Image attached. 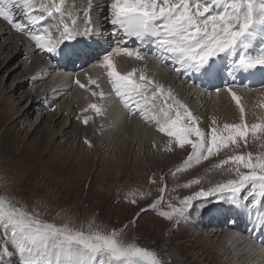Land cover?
Here are the masks:
<instances>
[{
  "label": "snow or ice",
  "instance_id": "6c2138e0",
  "mask_svg": "<svg viewBox=\"0 0 264 264\" xmlns=\"http://www.w3.org/2000/svg\"><path fill=\"white\" fill-rule=\"evenodd\" d=\"M105 4L110 36L116 44L102 61L111 94L118 98L129 116L139 115L146 124L154 125L157 132L169 138L170 144L174 142L181 148L191 146L192 151L183 167H190L193 162L199 164L229 145L240 147L243 141L246 146L249 135L261 139L264 121L250 126L246 123L241 97L231 86H226V91L239 109L240 122L220 126L213 117L205 131L199 126V118L170 88H165L143 70L138 77L136 68L121 73L112 53L145 61L149 53L143 49L151 46V55L157 63L167 60L174 72L208 81L225 70L229 75L257 72L264 75V0H105ZM14 10L26 22H18ZM36 12L41 14L35 15ZM54 13H63V0L61 3L56 0H0V18L18 32H27L29 25L44 21L45 14L51 17ZM55 30L58 36L49 28H43L39 34H28L36 48L49 55H60L68 60L91 55L88 49L75 45L61 47L64 41L90 35L94 31L90 18L83 31L76 29L75 21L70 27L63 20ZM129 41H134L135 47H128ZM75 83L88 90V85L80 80ZM89 84L100 87L91 77ZM91 95L101 102L89 103L82 111L92 110L103 115L107 110L103 103L105 93L92 91ZM88 120L89 117H84L83 122L87 124ZM85 143L92 146L87 139ZM223 165H230L227 170L234 174V179L183 197L178 204L169 203V210L160 211L158 215L179 226L181 221L189 222L198 211L192 204L194 199L216 196L233 208L243 209L254 228L264 231V153L234 154L216 167ZM160 191V200L149 208L155 210L163 201L165 189ZM0 229V239L4 241L0 246V264H4L5 257L9 260L18 257V264H163L157 252L123 239V234L116 229L103 232L93 228L92 223L87 231L68 223L57 226L42 220L38 213L28 212L3 198H0ZM260 253L264 254V243L260 245Z\"/></svg>",
  "mask_w": 264,
  "mask_h": 264
},
{
  "label": "rangeland",
  "instance_id": "374dc122",
  "mask_svg": "<svg viewBox=\"0 0 264 264\" xmlns=\"http://www.w3.org/2000/svg\"><path fill=\"white\" fill-rule=\"evenodd\" d=\"M3 23L8 30L0 31V198L38 213L42 220L57 226L68 223L87 231L92 223L93 228L103 232L116 229L123 234V239L157 252L163 264H236L234 252L227 249L229 244L212 233L215 228L226 231L229 227L225 224L199 226V220L195 223L193 219L197 211L189 222L181 221L177 226L158 212L168 211L169 203L178 204L183 197L234 179V174L227 170L230 165H216L234 154L264 153V135L261 139L249 135L246 146L243 141L240 147L229 145L199 164L193 162L190 167L183 164L192 151L191 146L181 148L174 142L170 144L163 133H159L156 141L146 142V146H142L139 137L130 139V149L122 155L119 150L111 149L107 139L100 140L102 134L91 130L90 123L85 124L84 119L65 113L54 120L49 118L56 111L55 105L45 102L44 95H36L37 90L45 89L42 85L45 79H39L40 71L34 80L26 68L30 41L26 38V42L21 34L26 46L23 42L12 43L8 37L13 31ZM94 53L95 50L91 55ZM224 84V80L216 83ZM214 91H206L203 97ZM193 94V101L199 102ZM15 106L18 109L9 114ZM48 106L51 109L47 110ZM46 112H51L46 115L47 122L53 121L56 130L61 129L53 139L41 130L44 122L40 124L36 119ZM75 126L81 129L76 130ZM86 139L91 147L85 143ZM170 156L174 162L169 167L164 161ZM178 168L181 170L177 171ZM194 180L199 183H191ZM161 188L165 189L163 201L153 210L149 205L160 200ZM132 200L136 202L131 203ZM216 201L223 200L211 196L194 199L192 204L199 210L201 204L208 207ZM203 214L199 213L196 219ZM3 244L0 239V246ZM4 264H18V257L11 260L5 257Z\"/></svg>",
  "mask_w": 264,
  "mask_h": 264
},
{
  "label": "bare ground",
  "instance_id": "6f19581e",
  "mask_svg": "<svg viewBox=\"0 0 264 264\" xmlns=\"http://www.w3.org/2000/svg\"><path fill=\"white\" fill-rule=\"evenodd\" d=\"M101 1L102 0H79L77 3L78 14L82 16L83 10L90 4L92 6L91 12H95L96 6L93 2L97 3ZM105 15L107 16V13H105ZM101 22L104 25L102 23L99 25L102 27L105 26L106 22L104 20ZM7 28L8 27L3 23L2 19H0V31L3 30L4 32L8 30ZM22 35L17 31H13L8 37V40L16 45H19V42H23L26 46V37L23 35L25 39L24 41ZM97 38L100 40L99 37ZM97 50L98 48L95 49L96 52ZM34 52L35 51L31 49L30 58L27 60V71L30 75L34 76V80L37 78V76H35L37 72L41 71V78L39 79H45L42 84L45 89L43 90L39 88L41 89L40 92L36 89L38 92L36 95H44L42 99H45V102L50 106L55 105L54 109L56 110L52 115H50L51 112H46L45 116H42L41 114L42 118H36L38 121L40 120V124L44 122V124H41V130L49 133L50 139H53L61 129L56 130V124L52 123L53 121L47 122L46 115H50L49 118L51 117V119L54 120L59 114L63 113L74 114V116L79 119L89 117L91 122L88 120V123H90L91 130L98 134H102L100 140L104 138L107 139L110 145H112L111 149L119 150V153L122 155L126 150L130 149V139L134 140V138L139 137L141 138L142 146L143 144L146 146L148 145L146 142L156 141L155 139L160 136L159 132L154 130L152 125L146 124L139 115L129 116L122 104H120L118 98L111 94V86L108 82L105 68L95 65L80 72V76L77 77L76 80L78 79L81 83L88 85V90H85L75 83L76 80H71V74H62L58 69H52L51 67H55V65L51 63L49 58L47 60L45 59L46 54L42 50H38V54L35 55ZM114 62L118 71L121 73H128L133 68H136V75L138 77L140 70H143L146 75L162 83L165 88H170L174 95L182 103L186 104L199 118V126L203 130L209 129L213 117L216 118L217 124L220 126L224 123L240 122L239 109L226 91V86H231L233 91L241 97V103L245 109V121L249 126L255 123H260L264 119V89L256 91V89H261L262 87L257 88L252 82L253 80H247L249 76L248 73L229 75L227 70H225L219 77L211 81L200 79L202 82L198 83L197 86H194L190 84L188 80L180 77L179 74H176L172 67L169 66L170 64H167V60L162 64L157 63L152 55H148V58L145 61H136L132 58L123 56L121 58H114ZM44 67L45 69L50 70V74L44 73L46 72L45 69H43ZM259 75L264 77V75H261L260 73ZM193 76L194 78H197V76ZM89 77L96 80L100 87L97 88L96 85H90ZM34 80L33 82H35ZM221 80H224L225 84L223 86L216 85V83ZM46 88L48 90L47 93L45 91ZM217 88L220 89L218 93L217 91L208 92L207 97H203L206 91L216 90ZM64 91H66V93H64ZM92 91H103L105 93L106 98L103 103L107 105V110L103 115H97L92 110L86 112L82 111V109L86 108L89 103L101 102L97 97L91 95ZM193 93L196 94V98L200 100L199 102L193 101V98L191 97L192 95L194 96ZM21 97H24V95ZM50 99H53L52 104L49 102ZM10 102L12 103V101ZM50 106H48L49 108L47 107V110L51 109ZM16 109H18L17 106L12 107L8 113L10 114ZM27 111L29 112V108H27ZM79 119L77 120L78 122ZM57 120L58 119H55L56 122ZM75 129L78 130L81 128L75 126ZM173 162V156L165 157L164 163L169 165V167ZM215 204V202L211 203V205L209 204V207ZM229 205L230 204L225 203L223 204V207H228ZM201 212L205 214L204 217L211 219L208 223H205L198 218L196 219L197 215ZM197 213V215L193 216V219L195 223H198L197 220H199V226H205V224H222L221 220L218 223L215 221V219H220L217 217V214L220 212H213L208 209V207H200ZM212 233L214 235L216 234L220 240H224L229 244L227 249L234 252L236 264H264V254L260 253V245L264 243V231H261L260 228L258 233H245L241 229L236 230V228L233 227H229L226 231H219L215 228L212 230ZM221 235L223 239L221 238ZM219 247H222V245H219Z\"/></svg>",
  "mask_w": 264,
  "mask_h": 264
}]
</instances>
